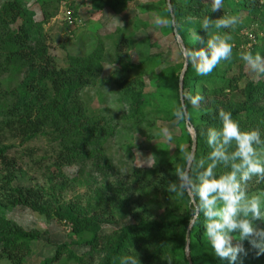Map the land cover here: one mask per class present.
Masks as SVG:
<instances>
[{
  "label": "trees",
  "instance_id": "trees-1",
  "mask_svg": "<svg viewBox=\"0 0 264 264\" xmlns=\"http://www.w3.org/2000/svg\"><path fill=\"white\" fill-rule=\"evenodd\" d=\"M35 1L42 10L41 20L35 19V11L27 0H4L0 4V75L8 73L13 76L7 87L0 83V124L24 151H29L26 153L29 156L34 149L29 144L48 136L52 157L46 171L54 177L64 178L61 168L65 165L79 163L83 166L85 162L93 166V171L105 176V169H110L112 162L105 154L104 143L113 133V126L100 124L88 113L80 97L81 91L99 78L102 54L93 51L86 56H70L66 66L58 65L50 52L44 24L58 13L63 0ZM52 2L55 5L49 11ZM127 3L128 0H93L94 6L114 12L125 8ZM170 6L171 9L167 0H163L161 6L150 4L147 8L169 20L170 30H176L187 48L204 46L199 41L194 42L192 34L196 32L204 41L209 38L201 28L207 16L215 20L224 15H237L240 22L233 28L210 29L213 33L218 31L232 36L233 49L229 59L222 60L208 75H198L193 65L187 64L182 93L204 97L198 108L185 100L191 114L190 125L178 121L173 115L181 97L180 75L184 57L155 73V85L162 89L158 111L167 121L177 120L180 128L176 145L179 155L155 161L149 167L132 169L127 177L132 178L133 183L161 191L166 210L158 218L137 213L130 205L129 196H122L120 201L115 198L120 194L118 191L128 190V187H121L120 182L119 188H112L109 183L95 188L85 208L79 204H62L53 193V186L20 184L18 172L22 169L16 167V161L8 156L15 143L0 142V163L7 168V172L0 174V262L26 264L34 243L43 236L38 230L25 229L2 216L5 208L24 205L48 220L55 219L70 227L67 241L57 244L55 253L42 259L41 264H121L122 258L127 256L137 258L140 264H190L184 250L189 240L192 264H229L227 259L216 256L211 248L203 214L190 229L188 197L181 198L168 192L167 187L169 182L177 180L175 170L184 165V151L191 150L189 127L196 133L197 159L208 162L212 149L207 142V132L209 128L221 127L219 109L231 111L243 130L259 128L264 139V76H257L250 70L247 72L248 67L241 59V53L248 51L264 56V0H223V8L216 12L212 11L211 0H170ZM73 8L75 11L76 7ZM254 23L263 31L258 42L242 34L244 26ZM176 42L181 46L178 39ZM249 42L251 45L245 47ZM164 56L163 52L155 53L142 63H162ZM115 80L128 112L141 116L147 104V93L141 90L144 84L141 81L137 85L130 84V80L122 76ZM216 171L219 174L225 169L219 166ZM63 183L64 180L61 185ZM261 191H264V182L256 183L254 178L249 186L250 194ZM116 214L124 218H115ZM105 223L116 227L104 232L102 225ZM255 224L264 228V220ZM75 246L86 249L78 253ZM243 246L247 255L241 254L236 264H264V254L257 256V250L247 240L243 241Z\"/></svg>",
  "mask_w": 264,
  "mask_h": 264
},
{
  "label": "rangeland",
  "instance_id": "rangeland-1",
  "mask_svg": "<svg viewBox=\"0 0 264 264\" xmlns=\"http://www.w3.org/2000/svg\"><path fill=\"white\" fill-rule=\"evenodd\" d=\"M3 1L0 0V4ZM27 3L35 11V19L41 20L43 14L40 5L35 0H27ZM150 4L161 6L163 0H128L126 7L119 12L106 7H96L93 0H82L75 5L78 20L73 26L63 22L60 9L44 24L50 52L56 57L58 65L66 66L70 56H86L93 51L102 54V71L99 78L94 84L85 87L80 97L88 113L99 120L100 124L113 126V133L104 143V151L111 159L112 167L105 169L104 176L93 171L94 168L89 162H85L83 166L79 163L70 164L61 168L64 178L54 177L46 171L51 165L52 157L48 136H42L29 144L34 147L29 156L26 154L29 151H24L23 146L0 124V142L15 143V147L9 149L8 156L16 161V167L22 169V172H18L20 184L53 186V193L59 202L79 204L85 208L95 188L106 183L111 184L112 188H119L120 182L121 187H128V190L118 191L120 194L115 195L118 201L122 196H129L131 207L145 217L158 218L164 213L166 201L161 191L133 183L132 178L127 177L132 169L149 167L155 161L179 155L176 145L180 128L177 120L167 121L158 111L162 89L156 87L154 78L155 73L162 67L180 60L181 46L176 42V33L170 30L169 23H155V18L159 15L147 8ZM54 5L55 2H52L49 11ZM258 27L256 23L249 27L244 26L242 34L257 39L258 42L263 36V31ZM252 42L245 47H249ZM118 44L120 47L117 48ZM160 52L165 53V61L162 63H142L147 57ZM124 65L127 67L125 70ZM246 71L248 72L249 68H246ZM117 76L130 80V84L137 85L139 81L144 84L141 90L147 93V104L141 116L128 112L120 92L121 88L115 80ZM12 81V75H0V83L4 88ZM164 127L172 132L171 143L166 142L161 134ZM189 128L192 131V128ZM6 169V166L0 163L1 175ZM73 179L76 181L73 182ZM62 180L65 183L63 185ZM2 216L25 229H35L43 233L42 238L34 243L32 252L26 257V264H41L42 259L55 253L57 244L67 241V233L70 230L68 224L55 219L48 220L43 214L27 206L5 208L2 210ZM114 217L124 218L119 214ZM115 227L114 224L105 223L102 230L109 232ZM74 249L81 253L86 248L75 246ZM0 264L8 263L2 261Z\"/></svg>",
  "mask_w": 264,
  "mask_h": 264
},
{
  "label": "clouds",
  "instance_id": "clouds-1",
  "mask_svg": "<svg viewBox=\"0 0 264 264\" xmlns=\"http://www.w3.org/2000/svg\"><path fill=\"white\" fill-rule=\"evenodd\" d=\"M211 7L213 12L220 11L223 0H211ZM239 22L237 15H224L215 20L205 17L201 28L209 38L204 41L196 32L192 34L194 42L204 45L199 49L183 46L182 38L177 34L185 64H192L198 75L210 74L222 60L231 57L233 49L230 34L213 33L210 29L233 28ZM155 23L164 25L170 21L157 16ZM241 59L253 74L264 76V56L248 51L241 53ZM203 99L200 94L181 93L173 115L178 121L190 125L191 114L185 100L198 108ZM218 118L221 127L209 128L207 132V142L212 149L208 162L203 158L198 160L194 149L184 151V165L176 168L177 180L169 182L167 191L181 198L188 197L191 204L189 228L194 227L203 214L207 240L215 255L227 259L229 264H236L241 254L247 255L243 246L245 240L257 250V256L264 254V228L255 224L264 220V191L249 192L254 178L256 183L264 182V139L259 128L243 130L231 111L219 109ZM161 134L166 142H172L169 128L164 127ZM219 166H223L225 171L218 174L216 170ZM184 250L185 254L190 253V240ZM121 264H140V261L127 256L122 258Z\"/></svg>",
  "mask_w": 264,
  "mask_h": 264
},
{
  "label": "built area",
  "instance_id": "built-area-1",
  "mask_svg": "<svg viewBox=\"0 0 264 264\" xmlns=\"http://www.w3.org/2000/svg\"><path fill=\"white\" fill-rule=\"evenodd\" d=\"M81 1L82 0H63L61 2L60 13L62 20L68 26H73L77 22L78 18L73 7Z\"/></svg>",
  "mask_w": 264,
  "mask_h": 264
},
{
  "label": "water",
  "instance_id": "water-1",
  "mask_svg": "<svg viewBox=\"0 0 264 264\" xmlns=\"http://www.w3.org/2000/svg\"><path fill=\"white\" fill-rule=\"evenodd\" d=\"M167 4H168L169 8L171 9L170 0H167ZM175 33H176V30H175ZM176 35H177V33H176ZM186 67H187V64H185V61H184V67H183L182 72H181V75H180V96H181V93H182V79H183V74L185 72ZM191 136H192V147H191V150H193V149L195 150V148H196V133H195V131L193 129L191 131ZM187 258L189 260V263L192 264L189 254H187Z\"/></svg>",
  "mask_w": 264,
  "mask_h": 264
}]
</instances>
